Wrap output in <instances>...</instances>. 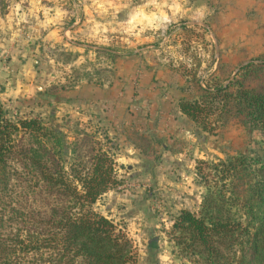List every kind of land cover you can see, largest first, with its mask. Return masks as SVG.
<instances>
[{
    "label": "rangeland",
    "instance_id": "obj_1",
    "mask_svg": "<svg viewBox=\"0 0 264 264\" xmlns=\"http://www.w3.org/2000/svg\"><path fill=\"white\" fill-rule=\"evenodd\" d=\"M57 1L63 12H49L48 20L62 17L65 29L74 21L92 23L94 36L110 32L113 41L98 44L81 35L74 42L87 48L47 45L30 63L27 93H5L3 87L0 105L13 122L40 119L49 131L61 129L71 149L82 144L84 157L89 148L84 131L97 135L115 159L119 186L94 209L127 234L137 264H204L172 228L182 211L198 214L202 207L207 187L197 168L241 156L264 160V130L234 111L223 121L211 113L195 122L180 113L179 105L200 99L207 88L243 80L237 74L241 67L264 60V0H175L184 11L177 23L132 31L124 30L125 23L130 29L135 25L129 22L140 14L151 17V0L45 4L53 7ZM91 6L102 8L94 12ZM18 141L29 144L24 136ZM22 180L20 185L11 181L6 190L0 186L5 217L15 219L35 206L31 186ZM208 180L214 185L218 178ZM40 200L37 205L53 204L45 194ZM231 208L232 219L250 221L241 217L240 206ZM250 250L247 244L234 246L237 264H264L251 260Z\"/></svg>",
    "mask_w": 264,
    "mask_h": 264
},
{
    "label": "trees",
    "instance_id": "obj_2",
    "mask_svg": "<svg viewBox=\"0 0 264 264\" xmlns=\"http://www.w3.org/2000/svg\"><path fill=\"white\" fill-rule=\"evenodd\" d=\"M237 74L243 80L181 102L180 113L198 122L211 113L223 121L234 111L249 126L264 130V60ZM83 135L88 157L81 153L82 144L70 148L61 129L49 131L40 119L13 122L0 105V186L6 190L11 181L20 185L25 178L28 194L33 203L37 200L15 219L0 214V264H137L127 234L94 209L119 186L115 159L96 134ZM23 136L27 147L19 144ZM8 163L18 167L12 171ZM197 172L207 193L198 214L184 210L174 221L180 241L189 242L204 264H237L236 244H247L251 260L264 262V160L241 156L216 165L200 163ZM212 176L218 178L214 185L208 180ZM41 194L53 204L37 205ZM232 206H240L241 217L250 221L232 219Z\"/></svg>",
    "mask_w": 264,
    "mask_h": 264
},
{
    "label": "crops",
    "instance_id": "obj_3",
    "mask_svg": "<svg viewBox=\"0 0 264 264\" xmlns=\"http://www.w3.org/2000/svg\"><path fill=\"white\" fill-rule=\"evenodd\" d=\"M46 2L47 0H10L9 5H0V89L5 88L7 90H4L5 93H10L9 91L12 93L17 91L20 95L27 93L26 87L30 88V63L35 62L37 55L49 44L62 46L71 44L73 47L87 48L85 45L74 42L81 35L94 41L97 40L98 44L105 45L113 41L110 32L99 34L98 37L94 36L90 32L92 23H84L80 26L79 22L74 21L65 29L62 17L48 20L45 15L49 12L61 14L64 7L59 5L58 1L53 7H47ZM179 3H176L175 0H151L149 4L154 8L151 11V17L140 14L139 17H135L129 22L135 26H131L129 29L125 23L124 30L132 31L134 30L132 28L138 29V26L146 24L150 26L156 24L151 28L160 29L164 28L167 23H177L184 14L183 10H179ZM101 8L91 6L89 10L99 12ZM106 8L108 10L109 7ZM157 18L159 19L158 23H156ZM84 27H87V30H84ZM95 42L93 43L97 44ZM20 83L23 84L20 85ZM118 125L121 123H117Z\"/></svg>",
    "mask_w": 264,
    "mask_h": 264
}]
</instances>
